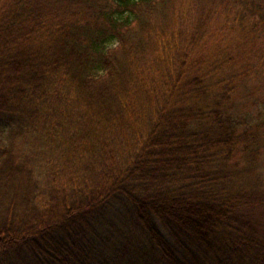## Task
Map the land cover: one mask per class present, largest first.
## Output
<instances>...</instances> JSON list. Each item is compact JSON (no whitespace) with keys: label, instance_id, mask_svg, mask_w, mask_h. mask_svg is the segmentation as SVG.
Returning a JSON list of instances; mask_svg holds the SVG:
<instances>
[{"label":"trees","instance_id":"1","mask_svg":"<svg viewBox=\"0 0 264 264\" xmlns=\"http://www.w3.org/2000/svg\"><path fill=\"white\" fill-rule=\"evenodd\" d=\"M158 3L0 0V264L264 263L236 61L196 4L150 30Z\"/></svg>","mask_w":264,"mask_h":264},{"label":"rangeland","instance_id":"2","mask_svg":"<svg viewBox=\"0 0 264 264\" xmlns=\"http://www.w3.org/2000/svg\"><path fill=\"white\" fill-rule=\"evenodd\" d=\"M48 1L51 8L70 9L68 0ZM190 3L196 4V11L199 7V14L203 12L208 15V24L217 35V44L236 61L233 68L225 72L235 77L229 83L232 92L225 102L236 120L237 136L244 132L245 138L240 137L248 145L251 144L250 148H255L258 155L253 166L242 168L244 172L236 176V184L251 181L264 190V18L261 16L264 0H159L157 5L150 8V19L145 26L151 24V30L153 25L163 26L164 21L166 27H163L168 28V25L180 19L177 17L182 16L180 11ZM73 10H76L75 3ZM83 11L78 13L82 17ZM253 11H256V15ZM187 14L190 15L189 12ZM189 19H193V16L190 15ZM26 147L15 146L21 151H27ZM223 155H226L225 151ZM241 156L238 151L236 156L229 157V161L243 167L246 161ZM254 176H257L256 181ZM252 222L257 234L264 237V206L254 210Z\"/></svg>","mask_w":264,"mask_h":264}]
</instances>
